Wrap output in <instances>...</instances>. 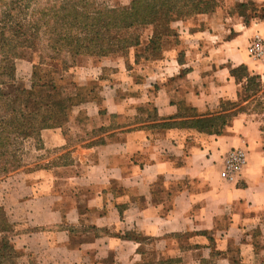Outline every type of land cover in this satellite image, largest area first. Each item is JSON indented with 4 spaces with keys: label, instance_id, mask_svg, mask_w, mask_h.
<instances>
[{
    "label": "crops",
    "instance_id": "1",
    "mask_svg": "<svg viewBox=\"0 0 264 264\" xmlns=\"http://www.w3.org/2000/svg\"><path fill=\"white\" fill-rule=\"evenodd\" d=\"M217 2L173 24L162 59L113 67L102 108L88 101L42 132L53 154L2 195L26 264H264L260 114L239 113L221 134L188 125L239 101L232 69L259 77L264 99V60L248 54L264 38V0ZM233 149L247 166L227 182Z\"/></svg>",
    "mask_w": 264,
    "mask_h": 264
},
{
    "label": "trees",
    "instance_id": "2",
    "mask_svg": "<svg viewBox=\"0 0 264 264\" xmlns=\"http://www.w3.org/2000/svg\"><path fill=\"white\" fill-rule=\"evenodd\" d=\"M217 6V0H132L127 5L106 0H0V177L24 165L20 146L32 140L38 144L43 131L63 128L73 109L85 103L79 95L53 98L50 91L63 78L60 71L45 72V63L34 65L30 88L17 86L16 61L42 55V37L54 54L46 58L60 60L64 67L68 58L127 57L143 47L157 55L163 39L175 36L174 23L214 12ZM231 75L246 99L262 96L259 77L246 67L232 69ZM225 107L219 116L188 125L221 134L228 121L242 113L228 114ZM9 218L0 207V264H18L12 238L16 230Z\"/></svg>",
    "mask_w": 264,
    "mask_h": 264
},
{
    "label": "rangeland",
    "instance_id": "3",
    "mask_svg": "<svg viewBox=\"0 0 264 264\" xmlns=\"http://www.w3.org/2000/svg\"><path fill=\"white\" fill-rule=\"evenodd\" d=\"M111 5L116 3H120L119 0H106ZM124 5V4H123ZM150 33L146 34L149 36ZM145 36V38H147ZM167 38L163 39L161 50L159 53H155L152 51L145 52V47L140 48L138 50H132L127 57L123 55H117L113 57H109L106 59L102 58H88V57H80V58H68L67 65L64 67L60 60L46 58V55L49 57H53L54 54L49 50V43L45 39V37L41 38V42L38 46V49L41 50V54H30L32 61L28 60V58L18 59L16 61V80L17 86L22 87L25 86L27 88L31 87L32 78H33V68L35 64L45 63L43 66V70L45 72H53L54 70L60 71V75L63 78L62 81L59 79L56 81L57 88L52 89L50 94L55 99H67L74 98L79 95V99L83 100L85 103L88 101H94L99 103L101 108L103 107L101 95L104 86L106 85V81L108 76L111 74V71L116 67L118 63H126L128 70L137 71L139 68L143 67L146 63H152L156 60H160L165 55V41ZM43 60V61H42ZM64 69V70H63ZM40 77V76H39ZM249 94H253V90H249ZM241 98L235 104H227L226 110L228 114L237 113V112H246L253 115L254 112H258L260 117L257 118L259 121L261 128L264 130V100L263 96L258 95L257 99L254 100V96H251L249 99H246V93L241 90ZM81 106V105H80ZM79 106V107H80ZM78 108V107H77ZM77 108L73 109V112L68 118V122H64L62 127L65 128L68 123H70L74 119V112ZM150 112V111H148ZM81 122L86 124H91L89 120L82 118ZM263 144H264V131L262 134ZM20 149H23V160L24 165L18 171L7 174L0 177V207H2L7 214L8 218L9 213L5 210V206H3L2 195L8 192V184L11 179L15 176L16 173H28L34 171L36 168H40L43 166L42 161L49 158L53 152L51 150L44 151V143L43 140H40V143L36 144V140L29 141L20 146ZM9 221L10 218H9ZM16 230V228H15ZM12 237V234H11ZM13 238V245L18 253V264H26L23 259V255L16 248L14 243L15 236Z\"/></svg>",
    "mask_w": 264,
    "mask_h": 264
},
{
    "label": "built area",
    "instance_id": "4",
    "mask_svg": "<svg viewBox=\"0 0 264 264\" xmlns=\"http://www.w3.org/2000/svg\"><path fill=\"white\" fill-rule=\"evenodd\" d=\"M248 54L256 60H264V38L257 35L248 47ZM247 166V152L243 149H233L225 157L222 179L235 181Z\"/></svg>",
    "mask_w": 264,
    "mask_h": 264
}]
</instances>
